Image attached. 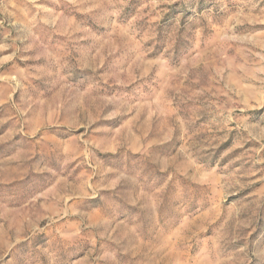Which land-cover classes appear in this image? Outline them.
I'll return each mask as SVG.
<instances>
[{"label": "rangeland", "instance_id": "374dc122", "mask_svg": "<svg viewBox=\"0 0 264 264\" xmlns=\"http://www.w3.org/2000/svg\"><path fill=\"white\" fill-rule=\"evenodd\" d=\"M0 264H264V0H0Z\"/></svg>", "mask_w": 264, "mask_h": 264}]
</instances>
